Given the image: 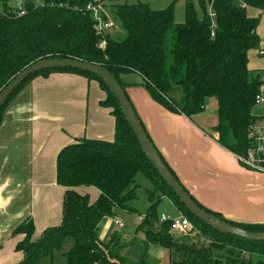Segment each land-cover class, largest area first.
Here are the masks:
<instances>
[{
    "label": "trees",
    "instance_id": "16d2710c",
    "mask_svg": "<svg viewBox=\"0 0 264 264\" xmlns=\"http://www.w3.org/2000/svg\"><path fill=\"white\" fill-rule=\"evenodd\" d=\"M92 1L42 0L41 5L27 1L23 6L25 14L18 16L17 9L0 0V92L17 74L42 60L100 66L124 91L128 85L140 86L169 113L189 120L204 111L207 99H215L217 124L211 128L216 134L215 142L233 155H244L247 131L263 117L255 106L263 73L250 71L247 66L249 51L259 45V20L247 17L245 8L264 12V0H186L182 23L175 22L176 1L162 10H153L141 2L106 0L105 8L125 33L122 40L98 33L85 9ZM54 73L76 74L99 85L105 93L99 106L109 110L114 136L110 142L80 138L58 152L55 179L64 189L61 222L46 228L37 241H31L33 222L30 218L22 221L12 233L23 236L15 246L23 255L18 264H40L44 258L50 259V264H127L120 238L112 234L107 243H102L97 229L117 210L134 212L131 203L142 188L139 178L147 181L151 189L144 190L148 208L137 230L145 236V251L136 264H148L145 255L150 244L181 255L179 262L170 264H264V243L220 234L196 220L178 201L143 154L115 97L97 75L54 69L30 76L0 109V125L5 109L19 92L32 80ZM132 76L137 77V83L124 82L123 77ZM81 186L95 188L98 199L91 204L87 195L77 194L75 188ZM183 189L207 214L241 230L264 233V224L226 220L201 206ZM163 198L169 199L193 229L210 240L207 248L173 242L167 232L169 223L160 224L157 215ZM66 241H73L72 249L56 255ZM225 247L236 249L240 258L223 260L213 255L212 249Z\"/></svg>",
    "mask_w": 264,
    "mask_h": 264
},
{
    "label": "crops",
    "instance_id": "0c3cea01",
    "mask_svg": "<svg viewBox=\"0 0 264 264\" xmlns=\"http://www.w3.org/2000/svg\"><path fill=\"white\" fill-rule=\"evenodd\" d=\"M173 1L174 18L179 11L184 19L186 0L130 3L141 2L162 10ZM245 11L247 17L259 19L258 47L264 46V12L252 8ZM247 66L250 71L262 72L264 83V58L256 55V49L249 51ZM125 93L157 151L201 206L229 221L264 224V175L241 168L235 155L215 142L211 128L217 124V103L213 98L206 100H212L216 113L211 124L205 111L190 120L169 113L140 86L128 85ZM104 99L105 93L96 82L76 74L54 73L32 80L5 109L0 125V264H18L23 259L22 253L15 250L23 236L12 235L22 221L30 218L33 222L31 241H37L46 228L60 224L64 189L55 179L58 152L80 138L113 140L114 120L109 110L99 106ZM75 191L87 195L91 204L99 197L92 187L81 186ZM164 200L176 210L174 218L183 216L169 199L161 202ZM110 220L107 217L100 222L97 236L102 224ZM156 246L148 245V264L147 252ZM72 247L73 241H67L56 255L66 254Z\"/></svg>",
    "mask_w": 264,
    "mask_h": 264
},
{
    "label": "rangeland",
    "instance_id": "374dc122",
    "mask_svg": "<svg viewBox=\"0 0 264 264\" xmlns=\"http://www.w3.org/2000/svg\"><path fill=\"white\" fill-rule=\"evenodd\" d=\"M114 1H118V3H120L124 1L130 2L133 0H114ZM21 2L22 1L16 3L14 2V0H6V5L12 8L13 10H15V9H20L22 7V4H20ZM32 2L35 5L42 4V0H32ZM2 8L3 6H2V3L0 2V10ZM106 13L109 17H111V21H113L115 24V28L109 30L107 34H109L111 37L116 38L118 40L124 39L125 38L124 31L121 29L119 24L112 19V15L110 14L108 10H106ZM179 16H183V13H179L178 11L176 13V19H175L176 23H178V21H180L179 23L183 22V18ZM257 49L258 47L256 48V51ZM123 79H128L134 82V80H136L137 77L135 76L127 77V78L123 77ZM212 100H215V99H212ZM212 100H208V102L205 103V109H204L205 111L204 116L208 117V122L211 121V124L213 121V117L216 119V113L214 111V108H212V104H211ZM256 111L257 113H261L264 115L263 106L257 107ZM138 183L141 185L142 188L137 191V199L131 203V206L133 207L134 212L129 213L126 211H121V210L115 211V214L112 217H110L111 220L103 223L102 227L98 231V237L102 243H107L110 235L115 234L120 238V241L122 243L126 244L122 253H123L124 258L127 260V264H136L138 261L139 255L145 251L144 244H143L144 234L137 230V226L139 224V218L145 214L146 209L148 208V203L146 201L144 190L151 189V186L147 181L143 180L142 178H139ZM58 199H59V195H58ZM62 199H63V194L60 199L61 204H62ZM157 212H158L157 213L158 217L161 215H165L166 217H171V218H174L177 216L176 210L173 209V207L167 200H164L161 202V204L158 206ZM113 219L121 221L124 227L118 228L117 226H114L112 222ZM155 228H158V226ZM103 231L105 233H103ZM167 232H168V235L172 237L173 242L177 244L194 245L198 248H207L209 246L208 244L210 241L207 238L203 237V235L198 233L196 230L191 231L190 233H187L185 235L174 234L170 230H168ZM150 253H153V254H150ZM150 253L147 252V261L149 262V264H170V263L179 262L181 260V255L179 253H176L173 250L172 251L166 250L159 246H156V248L152 250ZM212 253L213 255L217 257H225L228 259L240 258L239 252L236 249H229L228 247H225L222 250L212 249ZM161 256L163 259L161 258ZM40 264H50L49 259L44 258Z\"/></svg>",
    "mask_w": 264,
    "mask_h": 264
},
{
    "label": "water",
    "instance_id": "95a60500",
    "mask_svg": "<svg viewBox=\"0 0 264 264\" xmlns=\"http://www.w3.org/2000/svg\"><path fill=\"white\" fill-rule=\"evenodd\" d=\"M54 69H72L84 73L97 75L101 78L110 89L115 97L121 113L129 125L134 137L136 138L143 154L158 173L167 187L174 193L178 201L186 210L198 221L202 222L212 230L238 238L244 241L264 243V233H251L234 227L216 217L207 214L199 209L185 192L183 187L178 183L175 177L169 172L163 161L159 157L153 143L145 133L139 119L137 118L131 103L125 95V91L120 87L117 80L107 72L103 67L82 63L79 61L68 60H42L32 64L17 74L8 85L0 92V109L5 105L8 98L25 82L30 76L36 73L54 70Z\"/></svg>",
    "mask_w": 264,
    "mask_h": 264
},
{
    "label": "built area",
    "instance_id": "2783aa9c",
    "mask_svg": "<svg viewBox=\"0 0 264 264\" xmlns=\"http://www.w3.org/2000/svg\"><path fill=\"white\" fill-rule=\"evenodd\" d=\"M22 1V7L17 9V15L22 16L25 14L23 9L24 3L32 0H14V2L18 3ZM106 0H94L89 2L86 6V11L90 13L92 20L96 25V29L98 33L106 34L109 30L115 28V24L111 21V17H109L106 13L105 5ZM104 18V19H103ZM104 46V43L101 44V47ZM256 55L259 58H264V46L258 47L256 51ZM255 106L256 107H264V83L260 88L259 94L255 98ZM246 141L248 147L244 155H235V159L239 166L246 171L263 174L264 175V115L261 119L256 120L249 127L246 134ZM143 217L139 218L141 222ZM114 226L118 228H123V224L121 221L113 219ZM169 223L170 231L175 234L185 235L190 233L193 230V227L189 220L183 216L178 218H168L166 216L159 217V223Z\"/></svg>",
    "mask_w": 264,
    "mask_h": 264
}]
</instances>
